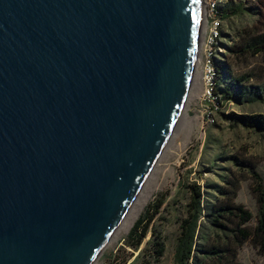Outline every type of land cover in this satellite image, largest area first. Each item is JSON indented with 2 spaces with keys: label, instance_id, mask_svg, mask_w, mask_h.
Here are the masks:
<instances>
[{
  "label": "water",
  "instance_id": "water-1",
  "mask_svg": "<svg viewBox=\"0 0 264 264\" xmlns=\"http://www.w3.org/2000/svg\"><path fill=\"white\" fill-rule=\"evenodd\" d=\"M199 0H0V264H91L183 105Z\"/></svg>",
  "mask_w": 264,
  "mask_h": 264
},
{
  "label": "rangeland",
  "instance_id": "rangeland-1",
  "mask_svg": "<svg viewBox=\"0 0 264 264\" xmlns=\"http://www.w3.org/2000/svg\"><path fill=\"white\" fill-rule=\"evenodd\" d=\"M203 1L206 8L208 0ZM215 1L224 15L222 58L225 60L219 87L222 91L226 88V93L222 92L224 97L229 93L233 99L224 101L220 110L213 113L212 122L202 123L206 119L202 118L195 99L199 59L194 57L190 74L194 81L190 85L189 79L187 83L174 129L154 165L158 186L135 222L149 217L148 233L138 248L128 243L131 230L118 237L113 234L91 264H124L125 260V264H177L174 251L191 201L189 184L196 183L202 191V217L194 237L195 258L206 256L202 250L208 240L222 243L231 236V231L219 230L211 223V207L216 201L243 205L253 214L244 225L248 229L256 225L260 184L264 190V123L255 120L264 117V97H257L256 89L264 92V57L252 51H228L227 46L239 48L264 32V0ZM202 30L198 31L202 34ZM196 52L199 54V47ZM183 111L189 113L191 122L180 118ZM223 222L233 228L238 220L231 218ZM160 240L165 251L157 259L153 244ZM237 258L240 264H264L263 250L250 240L240 246Z\"/></svg>",
  "mask_w": 264,
  "mask_h": 264
},
{
  "label": "trees",
  "instance_id": "trees-1",
  "mask_svg": "<svg viewBox=\"0 0 264 264\" xmlns=\"http://www.w3.org/2000/svg\"><path fill=\"white\" fill-rule=\"evenodd\" d=\"M219 11L221 12L220 8ZM221 16L222 19H224L222 12ZM227 49L228 51H234L235 53L252 51L253 54L261 53L264 57V32L244 46H240L239 48L231 46ZM226 57L228 58V55H225V58ZM223 65L224 63H221L217 68L219 78H221L220 74H222L221 69H223ZM218 91L222 95V99L219 102L224 103V101H227L228 99H233L229 93L227 96H223V94L226 93V88H223L222 91L219 87ZM222 92L224 93L222 94ZM256 96L262 98L264 97V92L262 93L260 89H256ZM263 119L264 117H257L255 120H257L258 123H264ZM188 188L191 194V201H189L188 204L187 217L182 220L180 226L181 231L176 239L174 258L177 264H240L237 258L239 248L244 241L248 240H250L253 245L260 246L261 250L264 252V190L262 184L259 186L260 191L257 195L258 215L256 225L253 229H248L244 225L253 218V214L243 205L222 200H218L212 205L210 214L213 217L211 218L212 225L222 231H231V236L228 237V241H223L222 243L216 241H214L215 243H212V241L208 240L202 250V253L206 255L204 258L194 257V237L198 228V221L202 217V191L196 183L189 184ZM231 218L238 220L233 228H230L223 222V220H230ZM149 220V217L139 219L131 229L130 233H128V243L132 247L138 248L142 243L143 238H145L146 233H148ZM153 245V254L155 258H161L165 251L164 243L160 240L155 241ZM125 263L126 260L124 261V264Z\"/></svg>",
  "mask_w": 264,
  "mask_h": 264
},
{
  "label": "built area",
  "instance_id": "built-area-1",
  "mask_svg": "<svg viewBox=\"0 0 264 264\" xmlns=\"http://www.w3.org/2000/svg\"><path fill=\"white\" fill-rule=\"evenodd\" d=\"M223 19L219 5L215 0H208L206 5L205 23L202 30V41L199 47V77L196 93V105L204 122L214 120L213 113L220 110L223 102L219 89V73L217 68L224 62L222 42ZM228 48V46H227ZM225 58V56H224Z\"/></svg>",
  "mask_w": 264,
  "mask_h": 264
},
{
  "label": "bare ground",
  "instance_id": "bare-ground-1",
  "mask_svg": "<svg viewBox=\"0 0 264 264\" xmlns=\"http://www.w3.org/2000/svg\"><path fill=\"white\" fill-rule=\"evenodd\" d=\"M198 10H199V13H198V18H197V23H198L199 29L202 30L204 23H205V13H206L205 3L203 0H199ZM198 30H197V36H196V47L194 49V57H196V60L199 59V54L196 51H197L198 47H200V44L202 41L201 32ZM193 64H194V58H193ZM193 64H192V67H193ZM191 71H192V69H191ZM193 77L189 78L190 79V81H189L190 85H191V82L194 81ZM188 115H189V113L187 111L186 112L183 111L182 114L180 115V118L182 117V119L188 120L191 122L193 119L189 118ZM154 167L155 166H153V168L151 169L147 180L143 183V185H142V187H141V189L137 195V198L134 200L129 211H127L126 215L122 218V220L118 224L115 232H113V234L116 237H118L121 233H124V232L128 233L133 228V225L135 224L136 220L142 214L143 209L147 206L149 200L152 198V195L154 194V191L158 186V184H157V173H156L157 169ZM113 234L111 235V237H109V240L112 239V236H114ZM108 241H107V243H108Z\"/></svg>",
  "mask_w": 264,
  "mask_h": 264
}]
</instances>
